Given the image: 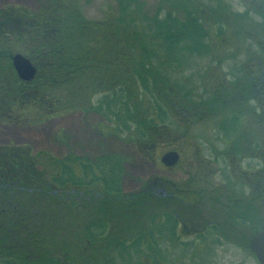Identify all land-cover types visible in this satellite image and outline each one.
Returning <instances> with one entry per match:
<instances>
[{
	"label": "trees",
	"instance_id": "1",
	"mask_svg": "<svg viewBox=\"0 0 264 264\" xmlns=\"http://www.w3.org/2000/svg\"><path fill=\"white\" fill-rule=\"evenodd\" d=\"M36 1L35 11L0 8L2 116L31 126L93 112L143 155L167 145L171 133L217 116L218 148L206 145L208 154L223 164L246 162L240 175L251 195L235 190L237 182L224 169L221 190L195 192L157 176L126 194L118 156L69 152L56 158L1 146L0 264H169L173 249L189 254L208 238L227 244L226 233L210 220L197 221L189 232L183 210L197 214L205 203L222 213L228 230L245 229L249 237L262 231L264 0H242L241 12L226 0H158L153 11L144 0H113L101 20L87 19L81 0ZM232 37L234 46L243 45L244 64L213 91L199 85L207 69L199 61ZM16 54L36 67L32 81L17 77ZM65 95L74 103L63 105ZM187 233L194 240L183 242ZM208 254L211 260L206 249L191 259L197 264Z\"/></svg>",
	"mask_w": 264,
	"mask_h": 264
},
{
	"label": "rangeland",
	"instance_id": "2",
	"mask_svg": "<svg viewBox=\"0 0 264 264\" xmlns=\"http://www.w3.org/2000/svg\"><path fill=\"white\" fill-rule=\"evenodd\" d=\"M81 1L84 6V15L89 20H101L105 13L110 12L114 6L113 0ZM144 2L150 8V11L155 10L158 4V0H144ZM226 3L233 11L241 12L245 9L242 0H226ZM5 6H22L35 11L37 1L0 0V8ZM222 41H224L222 42V48L214 49L210 57L199 61V65H205L207 69H202L199 81L196 79L199 85H207L211 91L224 78L231 80V76L228 73L232 72L236 65L240 67L244 64L243 45L234 46L233 37ZM217 63H220L221 67H218ZM184 72L189 74L187 69ZM65 98L66 102L64 101ZM61 99H63V105L65 104L66 106L69 103H74L66 95L62 96ZM8 116L0 114V147L8 145L27 147L33 152H45L56 158H60L69 152L89 159L105 153L118 156L123 159L121 188L126 194L137 192L143 181L157 176H163L182 183V186L183 183H187L185 185L188 189L195 192L199 189H210L212 191L216 189L215 187H220L219 190H221L222 186L226 184L223 181V175L225 174L237 182L235 190L241 191L244 189L245 195H251L249 188H247L249 186L248 183L240 175L241 172L246 171V162L242 163L235 159H226L223 164L222 162L213 161L215 156L213 152L208 154L209 150L206 145H214V148H218L215 145V138L218 132L216 125L219 119L217 116L207 122L187 128L185 133H182V130L171 133L166 141L167 145L157 146L152 155L150 153L143 155L137 152L122 137L119 138L118 133L113 132L112 128H109L108 123L100 115L93 112L87 114L83 112L63 114L62 116L47 118L42 123L31 126L23 125L24 123L20 117L15 115ZM37 118V116H30L27 120L34 122L38 120ZM170 151L178 154L179 161L173 168L167 169L160 160L163 155ZM198 154L201 158L206 155L203 161H199ZM251 168L255 170L254 164H252ZM223 169L224 174H222ZM183 216L190 223L189 232L191 231V226L195 225L197 221L210 220L215 222L221 228L223 235L226 233L228 236L226 238L227 244L215 245L212 243V239L208 238L205 242L197 241L196 249L189 254L179 252V249H173L174 251L169 255V264H196L193 261L196 259L191 258L193 256L197 258L198 254L204 249L209 250L212 258L211 260L209 259L210 254L207 257L202 255L203 260L197 264H259L249 250V241L253 237L248 236L249 231L245 229L235 230L233 228V231L228 230L225 224H221L224 222L222 213L218 212V209H215L210 203L209 205L205 203L201 206L197 214L183 210ZM116 229H120V227ZM77 231V229H74L73 233ZM115 236L120 237L121 235ZM182 240L183 242L194 240V234L187 233V235L182 237Z\"/></svg>",
	"mask_w": 264,
	"mask_h": 264
},
{
	"label": "water",
	"instance_id": "3",
	"mask_svg": "<svg viewBox=\"0 0 264 264\" xmlns=\"http://www.w3.org/2000/svg\"><path fill=\"white\" fill-rule=\"evenodd\" d=\"M11 61L20 80L29 82L34 79L37 73L36 67L26 57L16 54ZM160 161L165 167L172 168L178 163L179 156L176 152L170 151L163 155ZM249 250L259 264H264V229L250 239Z\"/></svg>",
	"mask_w": 264,
	"mask_h": 264
},
{
	"label": "flooded vegetation",
	"instance_id": "4",
	"mask_svg": "<svg viewBox=\"0 0 264 264\" xmlns=\"http://www.w3.org/2000/svg\"><path fill=\"white\" fill-rule=\"evenodd\" d=\"M167 169H171V168H167Z\"/></svg>",
	"mask_w": 264,
	"mask_h": 264
}]
</instances>
